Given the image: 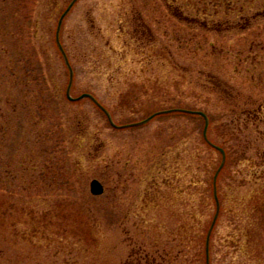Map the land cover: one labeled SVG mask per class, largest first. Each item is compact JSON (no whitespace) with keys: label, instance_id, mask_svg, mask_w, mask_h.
<instances>
[{"label":"rangeland","instance_id":"rangeland-1","mask_svg":"<svg viewBox=\"0 0 264 264\" xmlns=\"http://www.w3.org/2000/svg\"><path fill=\"white\" fill-rule=\"evenodd\" d=\"M71 1L0 0V264H206L203 118L69 102ZM60 41L116 125L207 116L209 263L264 264V0H78Z\"/></svg>","mask_w":264,"mask_h":264},{"label":"water","instance_id":"water-1","mask_svg":"<svg viewBox=\"0 0 264 264\" xmlns=\"http://www.w3.org/2000/svg\"><path fill=\"white\" fill-rule=\"evenodd\" d=\"M75 1H76V0H75ZM75 1H74V2H75ZM74 2H73V3H74ZM73 3H72V4H73ZM71 6H72V5H71ZM71 6H70L69 9L66 11V13L62 16V18H61V20H60V22H59V27H60V25H61V21H62L63 17H64V16L67 14V12L70 10ZM59 27H58V30H59ZM60 49H61V47H60ZM66 63H67V66L69 67L68 62H66ZM70 78L72 79V71H71V69H70ZM68 92H69V90H68ZM68 92H67V97H68L69 100H72V99L70 98ZM85 98L90 99L93 103H95L98 107H100V108L105 112V110H104L101 106H99V104L97 103V101H96L92 96H90V95H88V94H84V95L80 96L77 100H81V99H85ZM105 113H106V112H105ZM198 114L201 115V116L205 119L206 124H205V128H204V133H203V134H204V137H206L207 118H206V116L203 115L202 113H198ZM106 115H107V117H108V119H109L111 125H113V123L111 122V120H110V118H109V116H108L107 113H106ZM148 120H149V119H148ZM148 120L144 121L143 123L148 122ZM140 124H142V123H140ZM113 126H114V125H113ZM217 150H218V151L222 154V156H223L222 164H221V166H220V168H219V170H218V172H219V171L221 170L223 164H224V161H225V153H224V151H223L222 149L217 148ZM218 172H217V174H218ZM217 174H216V176H217ZM215 180H216V177H215ZM89 189H90V194H91L92 196H95V197L101 196V195H103V193H104L103 185H102L99 181H97V180H92V181L90 182ZM214 195H215V197H216L215 181H214ZM214 222H215V220H214ZM213 225H214V223H213ZM213 225H212V227H213ZM209 234H210V233H209ZM208 239H209V236H208ZM207 245H208V244H207ZM207 255H208V250H207ZM207 263H209V262H208V256H207Z\"/></svg>","mask_w":264,"mask_h":264},{"label":"trees","instance_id":"trees-1","mask_svg":"<svg viewBox=\"0 0 264 264\" xmlns=\"http://www.w3.org/2000/svg\"><path fill=\"white\" fill-rule=\"evenodd\" d=\"M59 51V50H58ZM61 54V53H60ZM168 111H171V110H168ZM173 112H177V111H171V113H173ZM192 113H195V112H193L192 111ZM166 114H169V113H166ZM194 115H196V114H194ZM159 116V115H158ZM198 116V115H197ZM208 130V129H207ZM203 134V133H202ZM203 139L205 140V142H206V144L210 147V148H212V149H214V150H216V147H218V146H216V145H214L211 141H210V139L208 138V136H207V134H206V137H204L203 136ZM220 148V147H219ZM221 164V163H220ZM224 164H225V162H224ZM224 164H223V166H224ZM223 166H222V168H223ZM221 168V169H222ZM221 171V170H220ZM220 171L218 172V174H217V178H218V176H219V173H220ZM214 197V196H213ZM215 200V199H214ZM215 203H216V200H215ZM217 204H218V209H219V202H218V197H217V203H216V208H217ZM211 236V235H210Z\"/></svg>","mask_w":264,"mask_h":264}]
</instances>
